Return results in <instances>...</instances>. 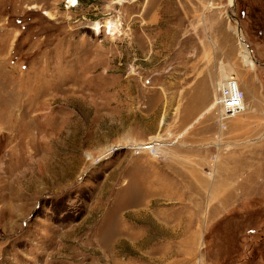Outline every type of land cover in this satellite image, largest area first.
I'll use <instances>...</instances> for the list:
<instances>
[{
  "label": "rangeland",
  "instance_id": "rangeland-1",
  "mask_svg": "<svg viewBox=\"0 0 264 264\" xmlns=\"http://www.w3.org/2000/svg\"><path fill=\"white\" fill-rule=\"evenodd\" d=\"M69 1L0 0V264H264V0ZM194 54L232 59L262 172Z\"/></svg>",
  "mask_w": 264,
  "mask_h": 264
},
{
  "label": "crops",
  "instance_id": "crops-1",
  "mask_svg": "<svg viewBox=\"0 0 264 264\" xmlns=\"http://www.w3.org/2000/svg\"><path fill=\"white\" fill-rule=\"evenodd\" d=\"M194 61H196V64L194 65V76L197 77V84H202V85H208L209 87L211 85H215L218 83L217 79H225L223 75L229 74L232 72V66L231 62L232 59L229 56H209L208 54L206 55H199V54H194ZM203 63V64H200ZM207 63V64H204ZM235 75V74H234ZM213 90L208 88L207 89V94L211 95L213 94ZM201 105L206 106L207 105V98H203ZM202 107V106H201ZM207 107V106H206ZM195 120V119H194ZM214 120V119H213ZM249 125V127L253 131V136H254V142L251 140L250 144H253V148L251 149L249 155H244V157L250 158L249 159V164L250 167L254 169H248L244 170V172H262V134H263V127H262V119H257L256 116L254 117H242L238 119H233V120H228L227 121V127L224 129L222 133V143L219 141L217 144L215 143L214 145L216 148H226L228 147V144L232 146V143L228 140H225V137H229L231 139V136H234L236 133V128L239 125ZM219 131L220 128H219ZM217 133V132H216ZM214 133L215 137H218V134ZM210 136V133L208 134ZM198 139V138H197ZM197 155V154H196Z\"/></svg>",
  "mask_w": 264,
  "mask_h": 264
},
{
  "label": "built area",
  "instance_id": "built-area-1",
  "mask_svg": "<svg viewBox=\"0 0 264 264\" xmlns=\"http://www.w3.org/2000/svg\"><path fill=\"white\" fill-rule=\"evenodd\" d=\"M71 6L77 3L69 1ZM245 91L240 87L234 77L226 79L223 83H219L217 93L213 102V107H217L219 114V122L222 128H226L227 121L246 110Z\"/></svg>",
  "mask_w": 264,
  "mask_h": 264
},
{
  "label": "bare ground",
  "instance_id": "bare-ground-1",
  "mask_svg": "<svg viewBox=\"0 0 264 264\" xmlns=\"http://www.w3.org/2000/svg\"><path fill=\"white\" fill-rule=\"evenodd\" d=\"M71 1H75V0H71ZM74 5H76V3H74ZM230 17H231V16H230ZM105 23L107 24V27H111L113 30H116L115 23L112 22L111 20L108 19V20H106ZM95 25H96V27H99V24H98V23H96ZM234 30L237 32V34H238V36H239V38H240V56H241V58H242L243 63H244L246 66H250L251 68H254L255 65H256V63H255V59H254V56H253V52H251L249 48L247 49V48L245 47V35H244V32H241L240 29L238 28V26H237V27H234ZM223 76H225L224 78H225V80H226V79H228V78H230V77H234V74L231 76V73H229V74H225V75H223ZM236 80H237V79H236ZM237 82H238V80H237ZM238 84H239V83H238ZM152 141H154V140H152ZM155 141H156V140H155ZM156 142H157V141H156ZM125 145H127V143H126ZM153 145H156V144L154 143ZM153 145L151 144V142H148V143H141V145H139L138 148H140V149H144V148L149 149V148H151ZM118 146H120V145H117L116 147H118ZM111 149H112V148H111ZM111 149H110V150H111ZM109 152H110V151H109ZM101 157H102V156H101ZM93 161L96 162L97 159H94Z\"/></svg>",
  "mask_w": 264,
  "mask_h": 264
}]
</instances>
